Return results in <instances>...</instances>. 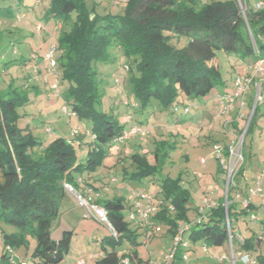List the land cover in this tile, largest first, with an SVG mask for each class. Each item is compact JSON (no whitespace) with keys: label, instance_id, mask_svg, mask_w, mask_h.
I'll use <instances>...</instances> for the list:
<instances>
[{"label":"trees","instance_id":"trees-1","mask_svg":"<svg viewBox=\"0 0 264 264\" xmlns=\"http://www.w3.org/2000/svg\"><path fill=\"white\" fill-rule=\"evenodd\" d=\"M5 1L0 0V20L19 19L33 12L37 22L40 19L51 22V29L56 33L55 75L61 86L57 99L61 101L60 107L67 106L66 116L75 120L68 134L83 137L84 153L79 157L75 146L62 137L41 140L28 126L19 128L21 115L17 110L30 103L27 90L39 95L41 85H31V81L39 77L33 67L43 64L45 51L31 54L35 56L32 60L30 55L28 58L23 55L25 45L13 50L12 54H19L18 63L12 65L8 61L5 66L19 65L17 75L27 68L28 62L34 77L21 74L20 90L9 84L0 91V239L4 245L0 264H7L15 257L9 255L13 250L27 248L28 238L35 241V246L26 258L34 264L62 262L69 250L72 231H63L55 240L52 230L61 214V204L68 198L64 185L100 207L114 230L101 240L104 253L94 264H149L138 251L147 240L138 237L150 239L156 235L155 224L162 225L170 239L167 255L175 238L181 237L173 257L161 264H186L185 253L196 245L204 250L235 246L240 257L248 256L254 264H264V220L258 222L261 231L245 225L240 229L238 217L248 210L232 202L225 211V178L219 184L223 195L216 199L215 206H208L202 212L201 205L189 207L190 193L180 176L166 175L159 181L154 180L161 174L162 163L168 155L159 151L160 146L165 148V141L161 139L164 134L152 133L159 119L171 116L173 124L186 119L191 105H204L205 109L207 102L214 101L216 113L224 115L218 97L229 92H219L218 86L249 76L243 70L264 59V10L253 6L254 2L264 0H126L119 3L124 5L119 15L107 9L104 14H97L95 7L89 9L84 0H11L4 6L1 3ZM242 2L248 7L243 9ZM70 20L67 28L65 25ZM116 54L124 57L122 66L127 71L114 81L115 89L125 97L122 102L125 110L121 113L111 106L102 110L105 93L99 88L95 69V64H106ZM221 54L227 64L223 70ZM43 68L47 70V66ZM224 72L229 76L237 72V76L227 79ZM204 109L198 118L204 112H211ZM256 109L257 105L254 113ZM131 127L145 134L132 135L115 149L113 141ZM196 127L200 130L203 126L200 123ZM144 135L153 138L155 149H142ZM120 153L124 158L119 165L116 160ZM112 157L115 162L107 166L105 161ZM117 166H121L122 182L144 180L157 184V194L151 195L156 211L146 221L130 220L132 205L112 194L110 184L117 179H108L104 169ZM217 172H222L220 165ZM259 205L250 207L261 210ZM126 207L129 213L124 215ZM85 217L93 219L86 212ZM139 224L145 226L143 235L138 232ZM2 225L12 226L15 231L6 233ZM184 225L188 226L187 230L180 234ZM236 264H242L240 259Z\"/></svg>","mask_w":264,"mask_h":264},{"label":"rangeland","instance_id":"rangeland-1","mask_svg":"<svg viewBox=\"0 0 264 264\" xmlns=\"http://www.w3.org/2000/svg\"><path fill=\"white\" fill-rule=\"evenodd\" d=\"M10 1L11 0H7L1 4L6 6ZM113 1L114 0H84V3L89 9L92 6L95 7V12L97 14H104L107 10L114 15L122 14L124 5H116ZM240 5L243 9L248 7L246 2H242ZM15 9L16 7L13 6L12 10L14 12ZM32 13L33 12H28L19 19L1 18L0 20V91L6 89L9 84L12 88H21L23 85V76H21V74H24V76L28 74L30 77L34 75L29 69L28 62L26 64L27 68L23 69L21 73H17V75L16 72L19 65L5 66L4 63L8 61H10L12 65L18 63L17 58L19 54H12L13 50H18L21 44L26 42L27 48L23 50V55L25 58H28L31 54H40L42 50L40 47L43 45H45V51L50 45H55L56 33L54 29L49 27L50 22L44 19H40L37 22L35 14ZM71 18L72 20L74 19V14H72ZM72 20L68 21L65 25L67 28H69ZM37 25L41 26V33L39 34L36 33L35 29ZM110 51L112 53V49ZM220 56L222 60L221 69L223 70V68L227 66L225 61L226 58L224 54ZM123 58L121 54H116L114 58L106 64H95V69L98 72L96 79L100 81L99 88L105 93L102 110L107 109L109 106L119 113L125 110V107L122 105L125 97L114 87V81L119 76L126 75L127 73L122 66L124 62ZM43 65L47 66L44 62L40 64L36 73L39 77L31 81V85H41L42 89L40 88L39 95L30 93V89L27 90L30 103L17 110L21 115V118L18 120V126L19 128L28 126L33 135L41 140H48L50 137H62L65 139L66 143L75 146L77 155L81 157L79 150L83 147V137L75 133L68 134V128L75 120L66 115H62L63 113L60 107L62 105L61 101L52 96L49 88L50 82H52V75L43 68ZM39 70H41L40 73L38 72ZM223 74L225 78H230L227 72ZM257 83L262 84L264 88V80H257ZM225 85L231 90V81H226L224 85L218 86V91L221 92L225 89ZM244 102L245 106L241 107L240 111L232 115H228V113L218 115L215 109L216 103L214 101H209L205 104V109L204 105L197 107L191 105L190 113L186 119H183L177 124L172 123L173 118L171 116L159 119L156 122L157 127L155 126L153 128L155 130H153L152 133L164 134L161 139L165 141V148L163 149L162 146H160L159 151L161 154L167 152L168 158L162 163L161 174H157L154 180L159 181L166 175L172 178L180 176L190 193L189 207L195 208L197 205L204 207L205 204L202 201L204 198H215L212 191L215 184H218L220 187L219 192L223 195V187L219 184L225 176L224 168L221 167L219 162H225L226 157L222 155L220 159L216 158V151H214L213 145L217 144L222 148H229L231 144H235L239 147L242 161L233 177L235 188L229 192L230 198L231 200L234 199L235 193L238 192L240 194L239 199L242 201L246 196L250 195L251 191H256V196L252 197L251 205L261 204L264 197V90L260 101L256 104L257 109L255 113L254 109L250 110L254 104L253 91L247 94ZM44 103L50 106L46 111L43 110L46 107ZM236 103L239 105V101ZM183 109L184 107H181V111H183ZM203 109H211V112H204L202 116L198 118ZM136 116L135 118H137ZM249 117L253 119L248 130L249 124L247 125L246 121ZM121 119H124V117H121ZM230 120H234L233 124L229 122ZM200 123L203 127L198 130L196 126ZM162 127L164 129L163 131L161 130ZM47 129L51 132L47 133ZM221 131L226 132V134H223ZM144 136V140L141 142L142 149L145 151L147 147H149V149H155L156 144H154L153 138L147 135ZM117 157L118 159L116 161L120 165L123 162L121 159L124 158V156L120 153ZM202 160L203 163L201 164ZM105 162L107 166H111L115 161L112 157L108 158ZM219 165L222 170L221 173L217 172ZM104 172L108 179L109 177H115L117 179L116 183L110 184V188H113L112 194L124 199L125 204L128 203L132 205L133 201H131L130 198L133 195L137 200H140L139 197L141 194H157V184H151L144 180L141 182H122L119 178L121 166L111 167L110 170L104 169ZM258 177L260 178V184L257 187L256 183ZM231 200L229 199L228 204L224 206L226 212L228 206L232 204ZM236 202L239 204V201ZM251 207L249 206L247 214H241L238 217L240 222L239 227L242 229V226L245 225L257 231H261L258 229V222L262 219L264 220V209L259 210ZM128 213L129 209L127 207L123 209L124 215ZM191 213L192 211L190 210L189 215H191ZM251 215L259 219L251 220L249 219ZM231 219L234 221L233 216H231ZM155 225V227L162 226L159 224ZM137 226L139 227L138 232L143 235L145 226L140 224ZM2 229L6 233L15 231L14 228L9 225H2ZM66 230L72 231V237L70 239L69 250L60 264H76L78 261H84L85 264H94L96 260L102 257L104 250L101 246V240L110 235L109 230L95 219L86 218L85 210L71 201L62 202L61 214L57 221V225L52 230V238L55 240L59 239L62 232ZM167 238L168 235H166L162 227L161 230L150 239L139 236V240L143 239L147 240V242L140 246L138 251H140L144 259L149 260V264H161L167 256V249L170 247V239L168 238L167 240ZM34 246L35 241L32 238H28L27 248L21 247L17 250H13L9 255L26 258L32 253ZM104 248L108 250L107 245H105ZM3 251L4 245L0 239V258ZM185 255H188L185 261L187 262L186 264H236L238 263L241 253L235 246L226 245L222 247V249L210 247L204 250L202 247H199V245H196L191 246V251L186 252Z\"/></svg>","mask_w":264,"mask_h":264},{"label":"built area","instance_id":"built-area-1","mask_svg":"<svg viewBox=\"0 0 264 264\" xmlns=\"http://www.w3.org/2000/svg\"><path fill=\"white\" fill-rule=\"evenodd\" d=\"M125 2L126 0H114V4H119L120 2ZM253 6L256 10H264V2L263 1H256L253 3ZM36 33H41V26H36ZM31 59L34 60L35 56H31ZM42 61L46 63L47 65V71L49 74L52 75V82L50 84V90L51 94L54 98H59L60 96V82L58 78L56 77L55 69H56V61H55V47L54 45H50L48 49L44 52ZM38 66H34L33 70L37 71ZM244 72H248L249 76H240L235 78L233 81L234 91L229 94H225L218 97V103L221 107V110L223 114H226L227 112H232L235 108L236 102L239 101V107L238 110L240 111V108L244 106V98L247 95V93L252 89L254 92V104L252 106V109L255 108V105L258 101L261 99V95L263 93V87L262 84L257 83V80L263 81L264 80V59L255 61L252 65L248 66L246 69L243 70ZM62 115H68L69 110L67 106L61 107ZM250 117L247 119L246 123L247 125L250 122ZM47 133H50V130H46ZM137 133L144 134V132H140L136 127H131L127 132H124L123 134L116 137V139L113 141V145L115 149H118V146L122 144L124 141L129 139L132 135H135ZM214 151H216V158L220 159L222 155H225L226 161H220L219 164L221 167L224 168V176H225V184H224V206L228 204V193L231 192L235 188L234 184V176L236 173V170L241 164L242 157L239 151V147H237L235 144H231L229 148L226 149L222 148L219 145H213ZM203 163V160L201 161V164ZM114 181V180H112ZM260 178H257L256 186H259ZM64 188L66 192L73 196L75 202L77 205L82 207L86 214L89 217H92L95 219L98 223L103 224L110 232H114L112 226L110 225L107 215H105L104 211L92 203L88 198L85 197V195L78 193L74 188L64 185ZM216 189V188H215ZM217 190V189H216ZM256 196V191H251L249 196H246L242 201H240V194L238 192L235 193V198L232 199V202L239 201V204L242 208L248 210L249 206L251 205L252 197ZM140 200H137V198H130L132 202V209L129 213V219H140L143 221H146L152 214L155 213L156 209L153 205V200L151 195L148 194H141ZM136 199V200H135ZM203 203L205 206L200 209V212L204 210V208L208 206H212L210 199L204 198ZM261 209L264 208V197L262 203L259 205ZM226 210V209H225ZM259 211V210H258ZM251 220H258L254 215H251L249 218ZM226 223L229 230V221L228 217L226 215ZM187 225H184L182 228H180V234H182L183 231L187 230ZM160 228L156 227L154 228L155 232H159ZM181 242V237L177 236L173 243V248L169 249V254L164 258L165 263L168 262L173 257L174 250H176V247ZM185 246V244H184ZM240 262L242 264H254V261H252L248 256H242L239 258ZM164 263V264H165ZM7 264H34L30 259H21L19 257H13L11 258ZM76 264H85L84 261H78ZM124 264H127L124 262Z\"/></svg>","mask_w":264,"mask_h":264},{"label":"crops","instance_id":"crops-1","mask_svg":"<svg viewBox=\"0 0 264 264\" xmlns=\"http://www.w3.org/2000/svg\"><path fill=\"white\" fill-rule=\"evenodd\" d=\"M51 23V22H50ZM49 27H51L52 28V26H51V24L49 25ZM26 43V42H25ZM31 44V43H30ZM23 45H25L26 46V44H21V46H23ZM31 46V45H30ZM25 48H27V47H25ZM40 48H42V50H41V54H42V52H44L45 51V45H43L42 47H40ZM231 72H232V70H230ZM241 73H242V71H241ZM237 72H233L230 76H231V79H233V78H235L237 75ZM231 86H232V88H231V90H229L227 87H226V85H225V89H223V90H225L226 92H229V93H232L233 92V90H234V86H233V82H232V80H231ZM250 91H252V89L250 90ZM249 91V92H250ZM47 95V94H46ZM45 99V98H44ZM45 101V100H44ZM48 103V102H47ZM44 105L46 106L45 107V109H43L44 111H46V110H48L49 108H50V106L49 105H47V104H45L44 103ZM237 111H239L238 110V104L236 103V107L234 108V110H233V112H231V115L234 113H237ZM231 121V120H230ZM229 121V122H230ZM84 153V151L83 150H81L80 151V154H81V157H82V154ZM217 190H216V189ZM219 186H218V184H215L214 186H213V188H212V191H213V195H215L214 197L215 198H209L210 199V202H211V205L212 206H215L216 204H215V202H216V199L220 196V192H219ZM68 198H67V202H69V201H71L72 203H74L75 205H77L76 204V202H75V200H74V198H73V196L72 195H70V194H68V196H67ZM256 205H259V204H256ZM21 259H23V258H21Z\"/></svg>","mask_w":264,"mask_h":264}]
</instances>
